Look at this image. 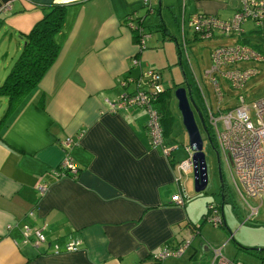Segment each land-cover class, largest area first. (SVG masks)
Returning <instances> with one entry per match:
<instances>
[{"label": "crops", "instance_id": "crops-1", "mask_svg": "<svg viewBox=\"0 0 264 264\" xmlns=\"http://www.w3.org/2000/svg\"><path fill=\"white\" fill-rule=\"evenodd\" d=\"M7 1L0 24L14 39L40 18L39 5L50 0H0V7ZM226 1L193 0L187 13L182 5L181 31L189 28L193 11L228 19L237 4L228 7ZM143 7L153 11L150 0L70 3L56 34L60 47L53 62L0 122V264H209L211 253L197 236L181 256L156 263L151 259V252L163 244L176 245L193 224L185 197L181 205L170 199L182 185L175 180L183 173L173 158L177 147L163 139L173 147L164 155L150 144L143 107L111 110L108 103L134 91L136 83L129 78H146L145 43L138 48V37L126 19L129 15L134 22ZM248 30L243 36L251 38ZM230 35L216 32L211 47L217 39L231 40ZM18 37L21 47L23 39ZM5 54L0 81L17 56L8 59ZM136 56L137 66L131 63ZM257 63L249 64L259 72ZM249 78L242 93L249 91ZM123 79L127 81L121 85ZM0 96L1 118L6 98ZM66 135L73 140L76 173L56 176L53 171L63 155L58 141ZM41 183H46L42 193L37 189ZM219 209L223 217L221 204ZM183 218L190 226H181ZM36 228L45 237L37 245L32 242ZM70 242L75 248L68 250Z\"/></svg>", "mask_w": 264, "mask_h": 264}, {"label": "rangeland", "instance_id": "rangeland-1", "mask_svg": "<svg viewBox=\"0 0 264 264\" xmlns=\"http://www.w3.org/2000/svg\"><path fill=\"white\" fill-rule=\"evenodd\" d=\"M150 3L152 4L153 11H148L143 7L140 14L134 15L139 19L143 30L149 33V36L145 40V47L142 49V65L145 68L142 70L146 71L148 70L147 68H153L159 71L163 88H169V102L174 118L170 133L164 135L163 139L169 140L174 147H177L173 150V158L174 160L176 158L177 162H179L186 157L184 147L187 145V135L176 106V99L173 94L174 88L181 84L188 86L193 102L206 120L207 118L204 115L206 109L205 101L212 108L215 105L223 107L225 103L235 102L234 96L237 91L222 83L224 93L223 97L220 100L218 99L209 79L204 75L210 65L209 54L213 48L211 46L214 45V38L196 37L193 31L187 27H184V33L181 31L180 19L182 5L187 13L193 9V0H150ZM226 4L228 7L230 5L236 6L237 0H227ZM8 7L9 2L7 1L1 5L0 10ZM226 11L229 12V10ZM244 27L248 30L252 28V25L250 22H245ZM249 34H251V38L248 36L244 37L241 34L237 37L234 35L236 37L235 39L233 34H231V40L220 38L215 42L216 45L251 39L252 42L257 44V48L260 50L263 59L256 64L259 67V72L247 81L245 89L249 91L248 93L244 91L246 100L264 94V38L255 30L252 33L249 32ZM18 35V33H15L13 35L14 39L8 38V29H5L0 24V66L4 62L1 60L4 50H6L5 57H8V59H10V54L12 56L18 55L20 48L18 47V42L20 41ZM184 37L187 38L185 41L183 39ZM135 59L138 61V64L135 65H140L138 56ZM144 79H142L141 84L145 88H148L143 82ZM128 80L137 83V76L129 78ZM180 81H182L180 84H174ZM217 99L219 100L218 102ZM193 110L201 131L207 182L203 189L199 191L194 190L192 164L186 172L180 175V183L182 186L184 185V194L186 193V196H183L185 197V211L188 220L193 224L190 226L187 223V219H181L182 227L190 226L188 233L183 230V235L187 233V236L181 238H188L189 245L179 255L167 257L166 259L181 256L190 247L192 239L197 236V238H201V244L205 245L204 249L206 251L208 250L207 245L209 244L216 246L222 245V252L227 257L239 260L242 264H264V193L259 197L246 196L245 201L235 192L229 183V178L215 139L214 146L211 140L209 141L207 139L204 130L199 124L197 111L195 109ZM205 124L210 128L208 121ZM72 144L73 142L71 141V147ZM165 144L168 145L169 143ZM59 146L64 150L61 143H59ZM216 154L218 161L216 160ZM218 165L221 171V180L219 179ZM209 202H217L218 209L221 204L224 217L221 223L216 222L213 224L206 220L205 215L208 213L209 207H207V204ZM255 205L257 209L255 212H252L251 207ZM252 247H262L263 249L253 250L251 249ZM199 256L197 257L198 262L200 260Z\"/></svg>", "mask_w": 264, "mask_h": 264}, {"label": "built area", "instance_id": "built-area-1", "mask_svg": "<svg viewBox=\"0 0 264 264\" xmlns=\"http://www.w3.org/2000/svg\"><path fill=\"white\" fill-rule=\"evenodd\" d=\"M50 1L63 4L82 0ZM142 1L146 2L147 0ZM130 18L129 15L126 17V19H129L127 24L137 35L138 48L141 49L148 37V32L143 30L138 18L134 22ZM187 22L189 28L198 33L201 38H209L214 32L240 36L243 34L245 22H250L264 38V0H237V6L228 19H220L199 10L193 11L189 14ZM209 57L210 65L204 75L209 79L218 99L220 100L223 97L222 83L238 91L234 96L235 102L228 103L223 107L215 105L212 108L205 101L207 121L211 132L215 136V143L224 163L229 183L243 200L246 196L259 197L264 193V94L247 101L244 93L240 90L250 76L258 73V68L249 63L260 62L263 56L260 50L252 47L251 44L244 41H233L213 46ZM131 63L138 64V61L133 58ZM147 69L142 74L146 77L143 82L148 88L141 84L142 78L138 76L136 88L133 92L121 93L118 99L110 100L108 103L111 110L128 105L143 107L146 112L145 127L150 144L159 147L164 155H169L173 147L163 141L159 114L153 104V100L163 89L161 78L155 69ZM125 83L126 79L120 81L121 85ZM71 141L73 142L69 136L58 141L63 145L64 150L58 165L53 171L56 176L67 173L75 175L76 173L77 167L73 163L70 154ZM184 150L186 151V157L176 164L178 171L181 170L182 172H186L191 167V151L187 145H185ZM178 179H180V176L175 177V180L178 181ZM37 189L40 193L44 192L46 183L39 184ZM178 189L171 195L170 199L175 204H182L183 196H186V193L184 194L182 185L181 187L178 186ZM207 207L209 209L205 215L206 220L213 224L216 222L221 223L223 217L217 204L209 202ZM256 209V205L251 207L252 212H255ZM28 228L27 224L23 225L24 238H27ZM33 234L34 239L32 242L34 244L37 245L45 240L40 229H34ZM188 245L189 239L183 238L172 247L163 244L158 250L151 252L150 256L156 263L164 258L179 255ZM207 247L211 253L209 264H242L239 260L227 257L222 252V245L209 244ZM74 248L75 243L70 242L66 245L68 250Z\"/></svg>", "mask_w": 264, "mask_h": 264}, {"label": "trees", "instance_id": "trees-1", "mask_svg": "<svg viewBox=\"0 0 264 264\" xmlns=\"http://www.w3.org/2000/svg\"><path fill=\"white\" fill-rule=\"evenodd\" d=\"M69 4L70 3L60 4L49 1L39 5L42 10L40 18L37 19L27 31L19 32L23 39L19 53L14 58L3 79L0 81V95L5 96L6 98V108L0 118V122L4 115L12 110L15 105L25 97L31 88L36 85L44 71L53 62L60 47V42L57 40L56 34L64 24ZM254 30L258 32V30L252 25V28H250L248 32L252 33ZM215 33L216 32H214V34ZM193 34L194 36L201 38L195 31H193ZM243 41L251 44L252 47L259 50L257 44L252 42L251 39H243ZM157 72L160 75V72ZM174 84L177 85V83ZM168 92V87L163 88L153 100V104L159 114V123L163 136L170 133L173 123L172 111L168 106L170 97V93ZM205 122L206 121H204V124ZM205 126L210 140L215 146L213 133L207 124H205Z\"/></svg>", "mask_w": 264, "mask_h": 264}, {"label": "water", "instance_id": "water-1", "mask_svg": "<svg viewBox=\"0 0 264 264\" xmlns=\"http://www.w3.org/2000/svg\"><path fill=\"white\" fill-rule=\"evenodd\" d=\"M173 94L176 99V106L180 114L181 123L187 135V145L191 151L190 158H191L192 173H193V188L195 191H199L205 187L207 182V175H206L204 152L202 150L201 131L199 125L195 120L193 109L197 111L199 116V124L204 130L206 137L209 141H210V137L207 132L206 126L204 124L202 115L191 98L190 90L188 86L186 85L176 86L174 88ZM216 160L218 161L217 154H216ZM218 174H219V179L221 180V171L219 165H218ZM251 249L261 250L263 248L252 247Z\"/></svg>", "mask_w": 264, "mask_h": 264}, {"label": "bare ground", "instance_id": "bare-ground-1", "mask_svg": "<svg viewBox=\"0 0 264 264\" xmlns=\"http://www.w3.org/2000/svg\"><path fill=\"white\" fill-rule=\"evenodd\" d=\"M237 91V90H236ZM238 92V91H237Z\"/></svg>", "mask_w": 264, "mask_h": 264}]
</instances>
